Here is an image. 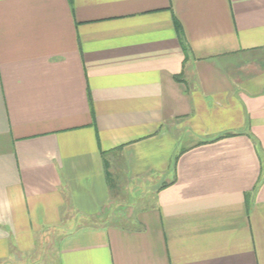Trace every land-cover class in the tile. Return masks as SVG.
<instances>
[{"label": "crops", "instance_id": "0c3cea01", "mask_svg": "<svg viewBox=\"0 0 264 264\" xmlns=\"http://www.w3.org/2000/svg\"><path fill=\"white\" fill-rule=\"evenodd\" d=\"M24 257L264 264V0H0V264Z\"/></svg>", "mask_w": 264, "mask_h": 264}, {"label": "rangeland", "instance_id": "374dc122", "mask_svg": "<svg viewBox=\"0 0 264 264\" xmlns=\"http://www.w3.org/2000/svg\"><path fill=\"white\" fill-rule=\"evenodd\" d=\"M190 136H188V133L187 132H184V135L182 137V139L180 140V144L181 146L185 145V144H188L190 143ZM157 182L154 180H152V182H150V180H146V181H143L141 183H139V185H135L132 184V185H127L125 184L123 186V188H121V191L124 193L126 192L128 194V192H131L129 195H126V199H124V201H119V202H113L112 205L110 206L111 210L109 212V214H112L115 216L116 215H120V216H123L121 217L120 219H112V221H117V222H124V223H133L134 221H128L125 219H128V214H129V211H128V206H135L136 208H139V207H142V206H149L152 202V195H151V192H152V189H154V187H156L155 185ZM130 188V189H129ZM138 197H142V201L139 202L138 200ZM106 216V215H104ZM102 216V217H104ZM113 216V218H114ZM90 222V220H74V226L72 228H69V229H75L78 225H82V224H85V223H88ZM136 223V222H135ZM70 227V226H68ZM55 239L58 238L57 234L54 235ZM48 239H45V242L46 244L44 246H41L42 243L38 246V249H37V253H39L42 257L39 259L37 255H35V257L33 258H26L24 257L23 259H19V258H14L13 260H11V264H33L35 263L34 261V258L35 260H39V262H48V261H51V263L55 262V259H56V254H55V248H56V241L51 240V236L48 235ZM51 240V241H50ZM49 241V242H48Z\"/></svg>", "mask_w": 264, "mask_h": 264}, {"label": "trees", "instance_id": "16d2710c", "mask_svg": "<svg viewBox=\"0 0 264 264\" xmlns=\"http://www.w3.org/2000/svg\"><path fill=\"white\" fill-rule=\"evenodd\" d=\"M175 26H176V29H177V32H178V35L179 36H181L182 35V31H181V28H180V25H179V23L177 22V21H175ZM233 133H231V132H228V133H223V134H221V135H219L218 137H216V138H214L213 140H216V139H219V138H222V137H225V136H229V135H232ZM184 149H182L181 151H183ZM180 151V152H181ZM177 157V156H176ZM175 157V158H176ZM174 180H172L171 182H173ZM170 182V183H171ZM168 183H165V184H163V185H161L160 187H164V186H166Z\"/></svg>", "mask_w": 264, "mask_h": 264}]
</instances>
